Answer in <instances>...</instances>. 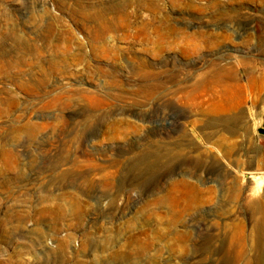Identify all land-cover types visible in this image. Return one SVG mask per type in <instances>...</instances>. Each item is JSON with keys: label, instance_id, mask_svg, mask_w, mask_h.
Instances as JSON below:
<instances>
[{"label": "rangeland", "instance_id": "obj_1", "mask_svg": "<svg viewBox=\"0 0 264 264\" xmlns=\"http://www.w3.org/2000/svg\"><path fill=\"white\" fill-rule=\"evenodd\" d=\"M264 0H0V264H264Z\"/></svg>", "mask_w": 264, "mask_h": 264}, {"label": "crops", "instance_id": "obj_2", "mask_svg": "<svg viewBox=\"0 0 264 264\" xmlns=\"http://www.w3.org/2000/svg\"><path fill=\"white\" fill-rule=\"evenodd\" d=\"M262 123H263L262 129L264 130V117H263Z\"/></svg>", "mask_w": 264, "mask_h": 264}]
</instances>
